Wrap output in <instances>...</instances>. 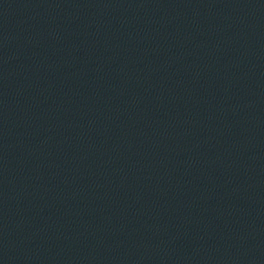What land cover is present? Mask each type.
Listing matches in <instances>:
<instances>
[{
    "label": "water",
    "instance_id": "1",
    "mask_svg": "<svg viewBox=\"0 0 264 264\" xmlns=\"http://www.w3.org/2000/svg\"><path fill=\"white\" fill-rule=\"evenodd\" d=\"M0 264H264V0H0Z\"/></svg>",
    "mask_w": 264,
    "mask_h": 264
}]
</instances>
